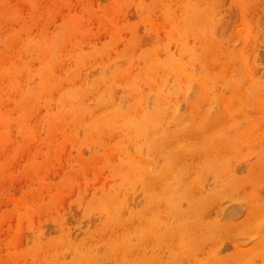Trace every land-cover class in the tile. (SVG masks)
<instances>
[{
    "label": "rangeland",
    "instance_id": "rangeland-1",
    "mask_svg": "<svg viewBox=\"0 0 264 264\" xmlns=\"http://www.w3.org/2000/svg\"><path fill=\"white\" fill-rule=\"evenodd\" d=\"M0 264H264V0H0Z\"/></svg>",
    "mask_w": 264,
    "mask_h": 264
},
{
    "label": "bare ground",
    "instance_id": "bare-ground-1",
    "mask_svg": "<svg viewBox=\"0 0 264 264\" xmlns=\"http://www.w3.org/2000/svg\"><path fill=\"white\" fill-rule=\"evenodd\" d=\"M193 19V18H192ZM192 19H190V21L192 20ZM190 21H188L189 22V26L188 27H190L191 29H194V30H196V33L198 32L197 31V28L190 22ZM24 46L25 47H27V46H29V44L27 43V42H25L24 43ZM44 49H45V47H41V51H42V54L44 53ZM44 55V54H43ZM173 55H171V54H168V58H171V60L172 61H174V59H173ZM44 59H45V55H44ZM174 70H178V65L177 64H174L173 65V67H172ZM44 74H41V76H42V78L43 79H45V77L43 76ZM200 85H201V88L203 89L204 87H203V82H200ZM205 89V88H204ZM203 89V90H204ZM34 94V93H33ZM124 116H126V115H124ZM142 120H143V116H142V118H141ZM145 120H146V118H144ZM109 121H101L100 122V124H102L103 126H105L107 129H110V128H113L114 126H116L113 122H115L116 123V121L117 120H121L122 122V124L120 125V128L123 130V131H132V130H138L139 129V126L141 125V123H139V121L138 122H134V121H132L130 118H128L127 119V117H116V115L114 114V117H112V118H110V119H108ZM112 121V122H111ZM148 121V119L145 121V122H147ZM146 125V124H145Z\"/></svg>",
    "mask_w": 264,
    "mask_h": 264
}]
</instances>
